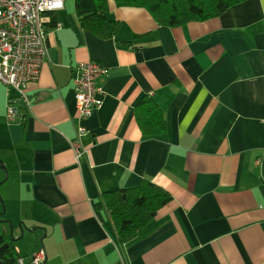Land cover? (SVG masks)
I'll return each mask as SVG.
<instances>
[{"label": "crops", "instance_id": "0c3cea01", "mask_svg": "<svg viewBox=\"0 0 264 264\" xmlns=\"http://www.w3.org/2000/svg\"><path fill=\"white\" fill-rule=\"evenodd\" d=\"M108 4L121 27L106 40L80 28L73 0L52 15L29 110L3 91L19 115L0 121V161L18 177L6 202L25 229L17 252L34 244L30 258L43 250L42 264H264V0L174 28ZM85 62L106 70L97 79L104 94L79 121L72 78ZM143 98L163 111V135L143 136L135 119ZM142 180L171 201L119 244L96 203Z\"/></svg>", "mask_w": 264, "mask_h": 264}, {"label": "trees", "instance_id": "16d2710c", "mask_svg": "<svg viewBox=\"0 0 264 264\" xmlns=\"http://www.w3.org/2000/svg\"><path fill=\"white\" fill-rule=\"evenodd\" d=\"M118 8L143 9L159 25L168 28L185 26L218 18L233 6L248 0H113ZM74 13L82 30L106 40L113 38L121 24L109 17L108 0H73ZM44 26L53 28L56 19L50 16ZM136 122L146 138L163 135L166 121L163 111L149 98H143L135 108ZM171 201L167 191L149 180L137 186L105 192L96 203L105 209L116 241L128 243L137 238L154 219L158 211ZM0 197V264H19L22 256L16 250L15 240L8 234L3 222Z\"/></svg>", "mask_w": 264, "mask_h": 264}, {"label": "built area", "instance_id": "2783aa9c", "mask_svg": "<svg viewBox=\"0 0 264 264\" xmlns=\"http://www.w3.org/2000/svg\"><path fill=\"white\" fill-rule=\"evenodd\" d=\"M63 7L64 0H0V84L17 91L18 102L24 110L31 106L26 89L38 81L46 56L47 31L43 23ZM75 72L72 87L77 119L81 121L102 106L104 93L97 79L106 70L98 63L85 62L79 63ZM6 110L8 122L19 118L17 109L11 105ZM83 134L84 129L79 126L76 140L71 144L76 161L84 153L78 141ZM44 256V251L39 250L31 257V264H42Z\"/></svg>", "mask_w": 264, "mask_h": 264}, {"label": "rangeland", "instance_id": "374dc122", "mask_svg": "<svg viewBox=\"0 0 264 264\" xmlns=\"http://www.w3.org/2000/svg\"><path fill=\"white\" fill-rule=\"evenodd\" d=\"M70 2L71 0H65L64 4H65V9L70 7ZM6 86H3L2 84H0V121H2V123H6V119H7V110H6V106L5 104H3V91L6 89ZM10 88L15 94L18 95L17 91L15 89H13L12 87H8ZM19 98V96H18ZM4 161V163H3ZM0 161L1 165L6 168V173H7V178H6V174L3 171L2 168H0V197L1 200L3 202L2 205V211H3V207L6 210V214L4 216L5 221H8L7 223H5L4 225L5 228L8 231V234L10 237H13V239L17 236L18 239L22 238V242H24V233L21 235V230L19 227L20 221L14 217V215L11 213L10 214V206H8L6 199L13 197L16 194V188H17V179L18 177L15 176L16 175V170L14 169V166H9L7 163H5V160ZM7 205V206H6ZM20 233V234H19ZM12 235V236H11ZM27 236V235H26ZM21 243V240H19V243L17 245H19ZM15 244V243H14ZM40 247V246H39ZM34 249H36V246L34 244L32 245H28L25 247V251L27 252V254H21L22 259L24 260V264H30V254L29 251H33ZM38 253V252H37ZM36 253V254H37Z\"/></svg>", "mask_w": 264, "mask_h": 264}, {"label": "water", "instance_id": "95a60500", "mask_svg": "<svg viewBox=\"0 0 264 264\" xmlns=\"http://www.w3.org/2000/svg\"><path fill=\"white\" fill-rule=\"evenodd\" d=\"M0 168H2L3 169V171L5 172V174H6V178H7V173H6V169H5V167L4 166H2L1 165V163H0ZM1 202H2V200H1ZM2 204H3V202H2ZM5 212V209H4V207H3V211H2V213H4ZM4 223H7L8 221H3ZM9 223V222H8ZM19 227H20V232H21V235L23 234V231H25V229H24V227L22 226V225H19ZM12 236V235H11ZM12 238V237H11ZM15 240V239H14ZM3 248H5V246L4 247H2V248H0V252H1V250L3 249Z\"/></svg>", "mask_w": 264, "mask_h": 264}]
</instances>
